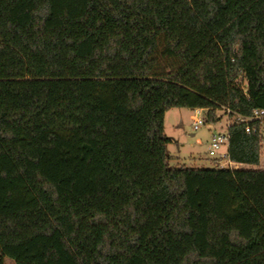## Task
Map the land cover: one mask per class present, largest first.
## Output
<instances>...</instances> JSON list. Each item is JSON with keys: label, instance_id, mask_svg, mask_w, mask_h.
<instances>
[{"label": "trees", "instance_id": "16d2710c", "mask_svg": "<svg viewBox=\"0 0 264 264\" xmlns=\"http://www.w3.org/2000/svg\"><path fill=\"white\" fill-rule=\"evenodd\" d=\"M172 108L249 168L170 166ZM253 109L264 0H0V264H264Z\"/></svg>", "mask_w": 264, "mask_h": 264}, {"label": "rangeland", "instance_id": "374dc122", "mask_svg": "<svg viewBox=\"0 0 264 264\" xmlns=\"http://www.w3.org/2000/svg\"><path fill=\"white\" fill-rule=\"evenodd\" d=\"M204 119L202 112L197 115L194 110L186 108H172L165 113L164 134L173 137L175 142L167 145L170 166H182L193 168H211L215 165L214 153L208 151L210 139L215 132H224L225 126L231 123V119L222 110L216 111L219 120L216 123L204 122L196 131L192 129V117ZM264 151L261 152L260 166L264 168ZM240 167V166H239ZM249 168V166H245ZM250 168H256L250 166ZM4 264H15L9 257H4Z\"/></svg>", "mask_w": 264, "mask_h": 264}, {"label": "built area", "instance_id": "2783aa9c", "mask_svg": "<svg viewBox=\"0 0 264 264\" xmlns=\"http://www.w3.org/2000/svg\"><path fill=\"white\" fill-rule=\"evenodd\" d=\"M195 114L202 112L199 109H195ZM238 123L244 124V130L246 133L258 132L261 138V146L264 149V109H253L249 111L247 115H236ZM205 122V119L199 117H192V129L198 130L200 126ZM252 124H256V127ZM229 124L225 126L224 132H215L212 134L208 151L214 153L215 164L220 168L238 169L248 166L242 163L230 162L227 158V145H228V133L227 128ZM240 166V167H239Z\"/></svg>", "mask_w": 264, "mask_h": 264}, {"label": "crops", "instance_id": "0c3cea01", "mask_svg": "<svg viewBox=\"0 0 264 264\" xmlns=\"http://www.w3.org/2000/svg\"><path fill=\"white\" fill-rule=\"evenodd\" d=\"M170 138V142H175L176 143V140H175V138H173V137H169ZM213 160H214V157H213Z\"/></svg>", "mask_w": 264, "mask_h": 264}]
</instances>
